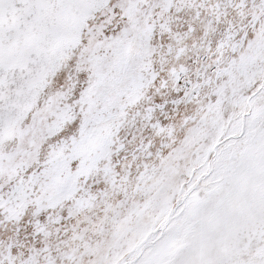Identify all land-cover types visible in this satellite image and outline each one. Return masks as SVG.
Masks as SVG:
<instances>
[{"label":"snow or ice","instance_id":"obj_1","mask_svg":"<svg viewBox=\"0 0 264 264\" xmlns=\"http://www.w3.org/2000/svg\"><path fill=\"white\" fill-rule=\"evenodd\" d=\"M0 264H264V0H0Z\"/></svg>","mask_w":264,"mask_h":264}]
</instances>
